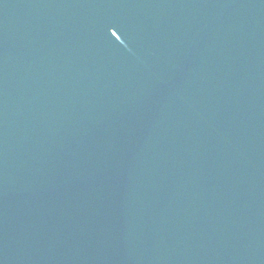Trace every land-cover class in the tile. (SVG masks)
I'll return each instance as SVG.
<instances>
[{"label": "water", "instance_id": "1", "mask_svg": "<svg viewBox=\"0 0 264 264\" xmlns=\"http://www.w3.org/2000/svg\"><path fill=\"white\" fill-rule=\"evenodd\" d=\"M0 264H264V0H0Z\"/></svg>", "mask_w": 264, "mask_h": 264}]
</instances>
